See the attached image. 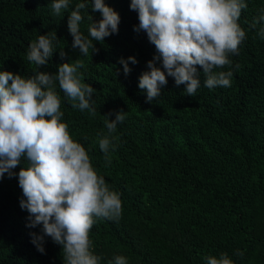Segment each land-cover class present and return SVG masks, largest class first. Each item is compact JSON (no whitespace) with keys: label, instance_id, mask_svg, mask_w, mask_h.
Returning <instances> with one entry per match:
<instances>
[{"label":"trees","instance_id":"1","mask_svg":"<svg viewBox=\"0 0 264 264\" xmlns=\"http://www.w3.org/2000/svg\"><path fill=\"white\" fill-rule=\"evenodd\" d=\"M0 264H264V0H0Z\"/></svg>","mask_w":264,"mask_h":264}]
</instances>
